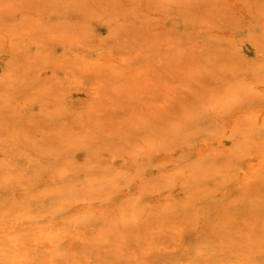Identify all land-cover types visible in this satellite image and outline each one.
I'll list each match as a JSON object with an SVG mask.
<instances>
[{"label":"rangeland","instance_id":"rangeland-1","mask_svg":"<svg viewBox=\"0 0 264 264\" xmlns=\"http://www.w3.org/2000/svg\"><path fill=\"white\" fill-rule=\"evenodd\" d=\"M263 125L264 0H0V252L264 264Z\"/></svg>","mask_w":264,"mask_h":264},{"label":"bare ground","instance_id":"bare-ground-1","mask_svg":"<svg viewBox=\"0 0 264 264\" xmlns=\"http://www.w3.org/2000/svg\"><path fill=\"white\" fill-rule=\"evenodd\" d=\"M263 124V123H262ZM264 126V125H263ZM229 150V149H228ZM31 156V155H30ZM8 160V159H7ZM33 160V159H32ZM262 160V159H261ZM264 161V160H263ZM9 162V161H8ZM29 163V162H28ZM30 165V163L28 164ZM259 166V165H258ZM35 168V167H34ZM28 170V168H26ZM7 176V175H6ZM10 177V176H9ZM30 177V176H29ZM112 177V176H111ZM113 178V177H112ZM7 179V178H6ZM12 179V178H11ZM115 180V179H114ZM113 181V180H112ZM92 186H94L92 184ZM2 187V185H1ZM13 187V186H12ZM6 188V187H5ZM95 189V188H94ZM7 190V188H6ZM12 190V189H11ZM4 191V190H3ZM62 191V190H61ZM8 192V191H7ZM94 193V192H93ZM28 200V199H26ZM159 200H157L156 202L154 203H157ZM88 202V201H87ZM127 202V201H126ZM23 203V202H22ZM91 203V202H90ZM128 203H131V201H129ZM135 203H139V201H137V199H135V201L133 200V203L132 205L130 206L129 204H125V208L127 210H131L135 207ZM173 203V202H172ZM39 204V203H38ZM184 204V203H183ZM89 205V204H88ZM134 205V206H133ZM9 206V204H8ZM103 205L101 204H98L97 206H93L90 210L92 213H98V216L99 215H103L104 214V209L102 207ZM138 207V206H137ZM151 207V206H150ZM132 208V209H131ZM48 209V208H47ZM9 210V209H8ZM49 210V209H48ZM15 212V211H14ZM108 212V211H107ZM20 213V212H19ZM31 213V212H30ZM47 213V212H46ZM131 213V212H130ZM26 214V213H25ZM29 214V213H28ZM50 214V213H49ZM133 214V213H132ZM17 215V214H15ZM107 215V214H106ZM4 216V215H3ZM12 216V215H11ZM11 216H8V217H11ZM29 216V215H28ZM77 216V215H76ZM85 216V214H84ZM90 216V215H89ZM14 217V216H12ZM64 217V216H63ZM78 217V216H77ZM88 217V216H87ZM129 217V216H128ZM2 218V217H1ZM0 218V219H1ZM15 218V217H14ZM42 218V217H41ZM108 218V217H107ZM27 219V218H26ZM36 219V218H35ZM48 219V218H47ZM124 219V218H123ZM18 220V219H17ZM16 220V221H17ZM51 220V219H50ZM53 220V219H52ZM59 220V219H58ZM82 220V219H81ZM10 221V220H9ZM7 221V222H9ZM14 220V222H16ZM24 221H25V218H24ZM34 221V220H32ZM40 221V220H39ZM73 221V220H72ZM80 221V220H79ZM105 221V220H104ZM103 221V223H105ZM12 222V221H11ZM10 222V223H11ZM13 222V223H14ZM35 222V221H34ZM38 222V221H37ZM35 222V223H37ZM48 223V222H47ZM51 223V222H49ZM66 223V222H65ZM64 223V226L59 224L57 221H53L52 224H53V228H55L54 230H50V228H48V231L45 232L46 230L40 228L37 236L35 237V242L32 243V244H35V249L34 250L35 252L38 251V244L39 246L41 245L40 243H44V242H48V243H52L53 245H59L61 244L62 247H64V249L67 251V252H70L72 253L73 255H77L75 261H72L73 264H90L88 259H86L83 255H81V253H83L84 251V248H85V245L87 243H89L91 241V238L88 236L87 233H89L91 230L89 229L88 226H85V225H78L76 224L75 222H67L66 224ZM12 224V223H11ZM18 224V222H17ZM86 224V223H85ZM19 225V224H18ZM26 225V224H25ZM37 225V224H35ZM41 225V224H40ZM44 225V224H43ZM82 225V226H81ZM6 226V225H5ZM15 226V225H13ZM27 227V226H26ZM34 227V225H33ZM31 227V228H33ZM41 227V226H40ZM39 228V227H38ZM47 228V227H46ZM22 229V228H21ZM68 229H71L72 231H68ZM0 230L3 231L4 233V237H6V239H9L10 241V244L12 247H14L15 249H17V247H21L20 245H23L21 244V242H19L18 240H15V236L12 237V233L15 232V228H13L12 226L8 225L6 227H3L1 226L0 224ZM35 230V229H33ZM17 231H19L17 229ZM27 231V230H26ZM37 231V230H36ZM22 232V231H21ZM24 232V231H23ZM30 233V232H29ZM27 234V233H26ZM32 234V233H31ZM36 234V233H35ZM2 235V233L0 234ZM16 235V233H15ZM23 235V234H22ZM31 236V235H30ZM20 237V235H19ZM2 238V237H0ZM5 239V240H6ZM23 239V238H22ZM26 240V239H25ZM30 240V239H29ZM24 241V240H23ZM31 241V240H30ZM26 242H28L26 240ZM93 242V241H92ZM1 243V242H0ZM2 243L4 244V242L2 241ZM6 243V242H5ZM9 243V242H8ZM25 244V243H24ZM6 245V244H5ZM44 245V244H43ZM50 245V244H49ZM89 245V244H88ZM3 246V245H2ZM28 246V245H27ZM8 247V246H7ZM30 247V246H28ZM33 247V246H32ZM31 247V248H32ZM5 248V247H4ZM3 248V254H2V250H1V254H0V259H3V260H6V259H9V264H30V260H29V254L27 252L23 253L21 251H12L11 252V249L7 248L8 250H4ZM26 248V247H25ZM55 248V247H54ZM59 248V247H58ZM1 249V248H0ZM27 249V248H26ZM49 250V249H47ZM44 251V250H43ZM5 252V253H4ZM45 255V254H44ZM50 258L48 261V264H55V259H54V256H53V252L51 251L50 252ZM62 255V254H61ZM31 257V256H30ZM33 257V256H32ZM31 257V258H32ZM63 257V256H62ZM87 257V256H86ZM59 258V257H57ZM46 259V257H45ZM71 259V258H69ZM73 259V258H72ZM40 260V258H39ZM34 261H36L34 259ZM46 261V260H45ZM67 261V260H66ZM2 262V261H1ZM5 262V261H3ZM38 262V261H37ZM40 262V261H39ZM35 263V262H34ZM45 263V262H44ZM59 263V262H58ZM6 264V263H5ZM32 264V263H31ZM38 264V263H37ZM60 264V263H59ZM66 264V263H65ZM182 264V263H181Z\"/></svg>","mask_w":264,"mask_h":264}]
</instances>
